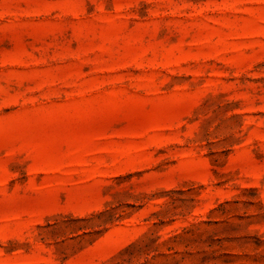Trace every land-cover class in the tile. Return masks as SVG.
Segmentation results:
<instances>
[{"label":"rangeland","instance_id":"374dc122","mask_svg":"<svg viewBox=\"0 0 264 264\" xmlns=\"http://www.w3.org/2000/svg\"><path fill=\"white\" fill-rule=\"evenodd\" d=\"M0 264H264V0H0Z\"/></svg>","mask_w":264,"mask_h":264}]
</instances>
